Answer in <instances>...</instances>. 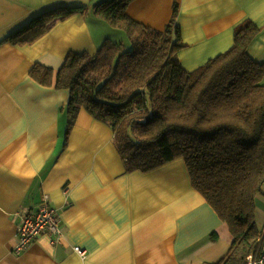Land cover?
Masks as SVG:
<instances>
[{
    "label": "crops",
    "instance_id": "1",
    "mask_svg": "<svg viewBox=\"0 0 264 264\" xmlns=\"http://www.w3.org/2000/svg\"><path fill=\"white\" fill-rule=\"evenodd\" d=\"M100 1L0 0V264L215 263L232 236L192 188L183 159L127 170L111 129L83 108L65 144L68 91L29 77L36 64L55 73L69 52L93 54L117 31L89 12L56 22L31 44L6 41L46 10L91 9ZM174 4L182 46L177 58L184 69L226 51L235 26L246 19L260 29L248 54L264 65V0H133L126 14L163 30ZM43 196L59 216L60 234L41 235L16 254L21 219ZM256 227L263 229L264 221Z\"/></svg>",
    "mask_w": 264,
    "mask_h": 264
},
{
    "label": "trees",
    "instance_id": "2",
    "mask_svg": "<svg viewBox=\"0 0 264 264\" xmlns=\"http://www.w3.org/2000/svg\"><path fill=\"white\" fill-rule=\"evenodd\" d=\"M132 1L58 6L6 41L31 44L56 22L89 12L123 31L125 40L105 39L93 54L67 53L55 73L38 64L30 70L40 86L69 93L64 143L83 108L111 129L127 170L183 159L192 188L232 236L227 253L204 264H247L248 256L264 251V228L255 222V201L264 198V65L248 54L260 29L243 20L226 51L186 70L177 58L176 4L168 25L155 30L126 14Z\"/></svg>",
    "mask_w": 264,
    "mask_h": 264
},
{
    "label": "built area",
    "instance_id": "3",
    "mask_svg": "<svg viewBox=\"0 0 264 264\" xmlns=\"http://www.w3.org/2000/svg\"><path fill=\"white\" fill-rule=\"evenodd\" d=\"M59 216L54 209L50 208L47 196L35 205L33 211L23 215L17 229V243L15 246L16 254L23 252L30 244L37 240L41 235H59L60 228ZM74 251L83 255L84 251L74 247ZM247 264H264V251L256 256H248Z\"/></svg>",
    "mask_w": 264,
    "mask_h": 264
},
{
    "label": "rangeland",
    "instance_id": "4",
    "mask_svg": "<svg viewBox=\"0 0 264 264\" xmlns=\"http://www.w3.org/2000/svg\"><path fill=\"white\" fill-rule=\"evenodd\" d=\"M116 34L117 35H115L116 37L114 38V41H120V40L126 39L125 33L123 31L119 30L117 31ZM259 198H257V200L255 201V204H256L255 222L257 223L264 221V198L263 197H259ZM258 200H262L263 203H260ZM257 208H259V211H257Z\"/></svg>",
    "mask_w": 264,
    "mask_h": 264
},
{
    "label": "bare ground",
    "instance_id": "5",
    "mask_svg": "<svg viewBox=\"0 0 264 264\" xmlns=\"http://www.w3.org/2000/svg\"><path fill=\"white\" fill-rule=\"evenodd\" d=\"M31 211H33V210H31Z\"/></svg>",
    "mask_w": 264,
    "mask_h": 264
}]
</instances>
